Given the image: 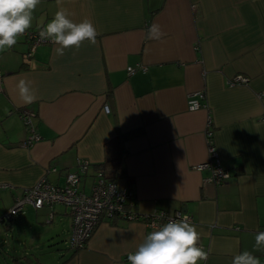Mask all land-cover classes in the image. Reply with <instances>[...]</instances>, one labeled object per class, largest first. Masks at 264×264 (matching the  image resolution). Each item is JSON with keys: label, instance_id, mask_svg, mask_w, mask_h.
I'll use <instances>...</instances> for the list:
<instances>
[{"label": "crops", "instance_id": "crops-1", "mask_svg": "<svg viewBox=\"0 0 264 264\" xmlns=\"http://www.w3.org/2000/svg\"><path fill=\"white\" fill-rule=\"evenodd\" d=\"M61 7L74 22L91 20L95 44L85 40L63 56L42 44L28 57L20 36L0 52V218L43 175L61 186L77 160H87L79 188L89 193L99 166L110 175L120 158L115 182L132 191V212L181 210L192 218L208 253L198 264H232L243 251L264 264V247H254L264 232V0H41L28 30H40V17L47 24ZM152 24L165 33L161 40L147 39ZM239 76L247 82L231 85ZM22 78L34 103L19 98ZM196 92L204 107L188 111ZM22 110L34 113L40 137L29 149L19 147ZM206 130L229 175L222 184H203L210 173L195 169L208 160ZM70 226L62 205L24 206L0 226V264H125L156 231L101 220L72 251ZM61 238L63 249L49 261L29 258Z\"/></svg>", "mask_w": 264, "mask_h": 264}, {"label": "built area", "instance_id": "built-area-1", "mask_svg": "<svg viewBox=\"0 0 264 264\" xmlns=\"http://www.w3.org/2000/svg\"><path fill=\"white\" fill-rule=\"evenodd\" d=\"M39 31L27 30L22 35L29 44L28 57L32 56L38 46L52 44L50 41L41 40ZM141 69L145 70L142 67ZM134 71L135 69L133 68H127L128 74ZM1 81L2 75L0 74V85ZM246 82V78L239 76L233 80L231 85L244 84ZM203 99L204 94L202 92L189 94L187 98L188 111H196L204 107V105H201V100ZM103 110L105 113L108 112L107 107H104ZM20 118L26 130V137L19 144V147L29 149L40 140L33 122L34 113L30 110H22ZM204 139L208 160L206 163L196 166L195 169L198 171L207 170L210 173V176L203 180V184H222L228 179L229 175L221 165V160L213 141V131L206 130ZM89 165L90 163L87 160L78 159L76 171L67 173L64 178V184L61 186L47 182L45 175H43L36 184L25 189L22 196L17 198L12 207L1 216L0 225L11 222L22 213L26 205H30L34 209L51 207L57 204L62 205L68 210L71 218L67 247L72 251H79L85 247L101 220L112 222L115 219H122L126 222H141L152 230H159L169 220L180 221L187 218L189 223L192 222V218L181 210L173 213L160 210L148 215L132 212V191L127 186H119L116 182L108 180L102 168L96 170L95 180L90 191L85 193L79 188V182L80 178L85 176ZM49 171L55 172V169L53 168ZM51 219L52 214H49V220ZM127 255L123 257L125 264H129Z\"/></svg>", "mask_w": 264, "mask_h": 264}, {"label": "clouds", "instance_id": "clouds-1", "mask_svg": "<svg viewBox=\"0 0 264 264\" xmlns=\"http://www.w3.org/2000/svg\"><path fill=\"white\" fill-rule=\"evenodd\" d=\"M62 2L57 0L58 4ZM40 3L41 0H0V52L15 46L18 38L32 27L33 13ZM71 15L68 9L61 7L47 24L44 23L45 17L39 19V37L57 45L53 49L57 56H63L65 49H78L85 40L96 43L97 30L91 20L85 18L77 23L70 19ZM164 35L160 25L152 24L147 39L161 40ZM16 87L23 103L31 104L38 99L30 81L22 78ZM199 240L200 233L187 218L169 220L159 230L148 234L137 250L127 255V260L129 264H198L208 259ZM254 247H264V232L255 234ZM232 264L261 262L252 252L243 251L233 257Z\"/></svg>", "mask_w": 264, "mask_h": 264}, {"label": "rangeland", "instance_id": "rangeland-1", "mask_svg": "<svg viewBox=\"0 0 264 264\" xmlns=\"http://www.w3.org/2000/svg\"><path fill=\"white\" fill-rule=\"evenodd\" d=\"M1 226V225H0ZM64 247V242L62 241V238L61 240H59L56 244H54V246L51 248V247H48V246H44V247H41L39 250H38V254L36 253H33L31 256H29V258L33 261V258H37V259H40V261H43V262H46V261H49L50 258L53 256V253H56L59 249H63ZM49 250H51L52 253L49 252ZM37 252V251H36ZM10 256H13V257H19L18 255H13V254H10ZM2 257H0L1 259ZM9 260V259H8ZM3 262V261H2ZM5 264V263H4ZM7 264V263H6ZM8 264H11V263H8Z\"/></svg>", "mask_w": 264, "mask_h": 264}, {"label": "trees", "instance_id": "trees-1", "mask_svg": "<svg viewBox=\"0 0 264 264\" xmlns=\"http://www.w3.org/2000/svg\"><path fill=\"white\" fill-rule=\"evenodd\" d=\"M120 160H121L120 158H118L117 160H114L115 164H113L112 168L110 169V171H111V173H109L110 175L106 176V174H105V177L108 178V180L115 182V179L120 175V163H119ZM99 167L102 168L103 165H102V167L101 166H99Z\"/></svg>", "mask_w": 264, "mask_h": 264}]
</instances>
